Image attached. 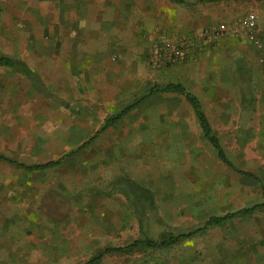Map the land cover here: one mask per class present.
I'll list each match as a JSON object with an SVG mask.
<instances>
[{
    "label": "crops",
    "instance_id": "1",
    "mask_svg": "<svg viewBox=\"0 0 264 264\" xmlns=\"http://www.w3.org/2000/svg\"><path fill=\"white\" fill-rule=\"evenodd\" d=\"M183 1L0 0V56L16 63L0 65V264L19 262V224L49 214L41 193L48 199L63 187L60 196L71 198L74 183L95 167L110 165L117 174L109 203L75 214L105 217L104 225L95 219L79 226L81 239L100 252L146 238L160 242L169 227L193 232L213 217L264 202L260 171L246 169L249 147L264 151V40L241 35L202 47L216 23L214 3ZM169 84L200 101L226 161L185 95L152 93ZM263 160L257 156L255 167ZM56 172L63 179L51 176ZM243 179L259 184L263 201L233 209V183ZM239 185L234 190L246 193ZM123 215L132 217L121 221ZM222 228L230 230L231 260L250 255L251 264H264L263 207L168 249L111 252L98 263L135 253L127 264H151L154 252L166 255L158 264L215 263L214 234Z\"/></svg>",
    "mask_w": 264,
    "mask_h": 264
},
{
    "label": "rangeland",
    "instance_id": "2",
    "mask_svg": "<svg viewBox=\"0 0 264 264\" xmlns=\"http://www.w3.org/2000/svg\"><path fill=\"white\" fill-rule=\"evenodd\" d=\"M191 1L197 0H190V2ZM199 1L201 4L203 2L214 3L217 12L215 26L211 27L212 31L206 32L205 37H202V47L203 43L205 45L208 44L213 47H219L220 44H222V42H224L227 38H238L241 35L264 38V14H259V12H257L258 14L256 13V11H260L262 8L257 7V4L255 3L258 2L261 6H264V0H226L224 2H222L223 0ZM228 11L235 16H232L231 19H228L227 16L225 17L223 14ZM249 21H253L254 23ZM182 41L185 43V49L189 52L192 43L187 38L182 39ZM94 153L95 152L90 154ZM261 154H263L264 159V151L256 150L255 146L251 145L246 155L248 161L246 169L259 170L260 172H258V174H261L262 179L264 180V165L262 167L259 165V167H255L253 163L257 156L259 159ZM93 164L95 165V163ZM99 168L95 167L94 169H91L82 182L78 180L79 182L74 183V187L76 188L72 191L71 198H64L63 196H60L58 192L59 190H63V187H59L56 193H52V191L48 193V199L44 197L47 195L46 192L41 193V209L43 212H49V214L45 215L40 213V216H31L33 220H31V224L29 226H27L29 224L27 221L26 225L23 223L19 224V262L10 264H85L87 261H83L84 258L91 259L100 253L102 248H93L86 245L87 240L81 239L82 231L79 226L81 224L84 226L86 224L92 225L90 223H94L95 219L97 220V223L104 225L105 223L102 221V217L104 216L97 217L95 214H75L76 210L79 208H84L89 205L93 207H103V205L105 206L109 203L107 197H109L112 192L111 187L113 184L111 183V180L117 174L112 173L110 165L105 167L104 171H99ZM51 176L57 180L63 179L62 172L53 173ZM121 177L122 176H120V178ZM125 180L126 178L124 177V181ZM244 180L245 179L241 180L239 183H233V209L245 205L250 206L256 202L258 203L263 201V198H261V189L259 184L258 186H255V184L249 179L246 181ZM240 183L247 186L246 193L241 192L240 190H234V185L238 186ZM120 185L126 187L127 184ZM70 207L72 208L73 213L67 214ZM148 211L150 212L148 220H156L157 215L154 214V209L151 207ZM119 217L121 221H126L132 216L123 215ZM110 218H112V216H110ZM23 225H25V227ZM48 225L49 228H47ZM249 225H255L254 218L247 224L248 229ZM171 233L174 235L178 234L174 228L169 227L167 230V236L164 238H168ZM229 233V228H222L215 232L214 235L218 244L216 246L215 256L217 262L202 264H251L249 261L254 259V257H249L250 255H237L236 257H232V260L228 256L230 249L226 247L225 241L228 240ZM120 238L122 240L121 235ZM164 238L162 235L158 239L163 240ZM36 245H40L41 248L38 250H31V248ZM140 253L141 252H138V254ZM134 254H120L117 255V258L111 259L106 263L100 262L97 264H127ZM158 254V252H154L148 255L147 263L158 264L159 259L157 258L159 257L160 260L163 261V256L166 255ZM49 256H51V259H48ZM35 257L39 258L38 263H36ZM79 259L82 260L79 261ZM259 259H262L261 261H263L264 257Z\"/></svg>",
    "mask_w": 264,
    "mask_h": 264
},
{
    "label": "trees",
    "instance_id": "3",
    "mask_svg": "<svg viewBox=\"0 0 264 264\" xmlns=\"http://www.w3.org/2000/svg\"><path fill=\"white\" fill-rule=\"evenodd\" d=\"M176 1L178 3H182V4L185 3V1H183V0H176ZM15 64H16L15 61H13L12 59L4 57V56H0V65L8 66V67H15ZM161 89H162V91L177 92V93L183 94L187 97L189 102L193 105V107H194V109H195V111H196V113L200 119L201 126L204 130L205 135L209 138V140L216 147L220 158L222 160L226 161L224 151L220 147V144H219V141L217 140V138L215 136H213L211 126H210V124H209V122L205 116V113L203 111V108H202L200 101L193 94L187 92V90L182 85H179V84H169L163 88H160L159 86H157L156 88H154L152 90V93L158 92ZM131 107L129 109H131ZM120 117L121 116L109 119L107 121V123L105 124L104 129L111 126L113 123L117 122L120 119ZM52 165L53 164H48L45 166H39L38 169H45V168H48ZM245 175H247L249 177H254L249 173H245ZM261 207L264 208V202L260 203V204H256L250 208H245V209L239 210L238 212H235V213L227 214V215L222 216V217H213L209 220V222L206 224V226L202 229H198L196 231L189 232L186 234L174 235L171 233L168 238H164L160 242L152 240L150 238H146V239L137 240V241L133 242L132 244L126 246V247L107 248L104 251L100 252L95 257H93L89 262H87L85 264H97L103 258V256L105 254L111 253V252H130V251H134V250L140 249V248H150V249H155V250H157V249L158 250L168 249V248L180 243L181 241H183L185 239H189V238L196 236L197 234H199L204 229H207L211 226H221V225L225 224L226 222L234 219L235 217H237L239 215L250 214L253 211H255L256 209L261 208Z\"/></svg>",
    "mask_w": 264,
    "mask_h": 264
},
{
    "label": "built area",
    "instance_id": "4",
    "mask_svg": "<svg viewBox=\"0 0 264 264\" xmlns=\"http://www.w3.org/2000/svg\"><path fill=\"white\" fill-rule=\"evenodd\" d=\"M249 22H251V23H254L253 21H249ZM253 26H254V24H253ZM257 38V37H256ZM260 39H262V40H264V38H260ZM184 42L182 41V44H183ZM184 47H185V43H184ZM180 54V53H179Z\"/></svg>",
    "mask_w": 264,
    "mask_h": 264
}]
</instances>
